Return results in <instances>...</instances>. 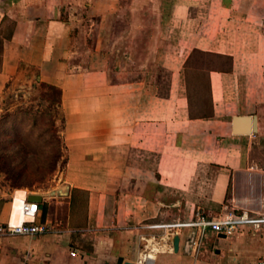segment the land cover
<instances>
[{
	"label": "crops",
	"instance_id": "1",
	"mask_svg": "<svg viewBox=\"0 0 264 264\" xmlns=\"http://www.w3.org/2000/svg\"><path fill=\"white\" fill-rule=\"evenodd\" d=\"M30 78L59 90L66 193L0 264L264 261V222L200 243L193 224L264 212V0H0V97ZM29 192L0 188V222Z\"/></svg>",
	"mask_w": 264,
	"mask_h": 264
},
{
	"label": "rangeland",
	"instance_id": "2",
	"mask_svg": "<svg viewBox=\"0 0 264 264\" xmlns=\"http://www.w3.org/2000/svg\"><path fill=\"white\" fill-rule=\"evenodd\" d=\"M151 70L154 78L160 81V90H165L166 72L155 66L151 67ZM51 93L46 86L30 78L25 83L19 82L14 85L0 97V153L15 151L11 156V162L17 163H21L23 157H27L21 154L23 146L31 149L32 154L28 156L33 160L50 162L54 150H58L59 147L61 154L52 171L43 165L33 168L30 163L28 164L30 167L27 165L28 169L23 167L24 169L17 171L18 178L27 186H12L11 179L0 171V188H27L32 192L44 194V197L65 196L66 185L61 184L59 180V173L64 165L62 142L56 138V135H59V115L57 108H50L49 99H46ZM203 103L207 108V102ZM56 189H61L62 193L49 194Z\"/></svg>",
	"mask_w": 264,
	"mask_h": 264
},
{
	"label": "built area",
	"instance_id": "3",
	"mask_svg": "<svg viewBox=\"0 0 264 264\" xmlns=\"http://www.w3.org/2000/svg\"><path fill=\"white\" fill-rule=\"evenodd\" d=\"M264 183V172L262 173ZM20 217L17 221L6 220L0 222V236L12 235H38L48 232L52 229L51 224L37 220L39 214V206L35 201H28L24 199L20 206ZM246 213L240 216L229 213L226 217L216 220H207L206 217L199 213L196 216L193 224L196 226L199 236L197 243L201 242V236L207 227H210L214 232L221 233L225 236L233 235L239 229L246 228L245 224H251L252 227L259 229L264 222V212L259 214L256 220L247 221ZM74 254V252H71ZM257 264H264L263 260L258 261Z\"/></svg>",
	"mask_w": 264,
	"mask_h": 264
},
{
	"label": "trees",
	"instance_id": "4",
	"mask_svg": "<svg viewBox=\"0 0 264 264\" xmlns=\"http://www.w3.org/2000/svg\"><path fill=\"white\" fill-rule=\"evenodd\" d=\"M40 84L46 86L49 90L52 91L51 94H48L50 96L47 97L46 99H49L48 106L50 108H56L59 105V90L56 87L49 85V84H45V83H40ZM56 138L58 139V141L61 139L59 135H56ZM59 148L58 150H54L53 152L54 156L53 158H51L50 162L46 160H40V159L38 160L31 159L28 155L32 154V151L31 149H29V147H26V146L22 147L23 153L21 154H24V156H27V157H23V161L21 163L11 162V159H12L11 156L13 155V153H15V151L13 153L9 151L1 152L0 153V161H1L0 171L4 172L11 179L12 186H16V187L27 186L26 184L20 181V179L17 176L18 174L17 171L21 170V168L23 167L28 169V166L30 167V165H28L29 163L31 164L33 168L35 167L38 168L39 166L41 167L43 165V166H46L48 170L50 171L54 170L61 156ZM41 210L43 214L45 211L44 205H41Z\"/></svg>",
	"mask_w": 264,
	"mask_h": 264
},
{
	"label": "water",
	"instance_id": "5",
	"mask_svg": "<svg viewBox=\"0 0 264 264\" xmlns=\"http://www.w3.org/2000/svg\"><path fill=\"white\" fill-rule=\"evenodd\" d=\"M231 129H232V133L234 134H248V133L254 132L256 130L255 115H235L233 116L231 120ZM60 193H62L61 189H56V190H52L51 192H49V194H60ZM42 197H44V194H41L39 192L30 191L27 194L26 199L28 201H35L39 203ZM177 240H178V237L175 236L173 239L174 248L177 246ZM122 264H148V263L124 261Z\"/></svg>",
	"mask_w": 264,
	"mask_h": 264
}]
</instances>
